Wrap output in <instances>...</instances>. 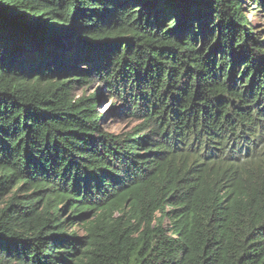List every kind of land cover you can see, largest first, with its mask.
Masks as SVG:
<instances>
[{
    "label": "trees",
    "instance_id": "trees-1",
    "mask_svg": "<svg viewBox=\"0 0 264 264\" xmlns=\"http://www.w3.org/2000/svg\"><path fill=\"white\" fill-rule=\"evenodd\" d=\"M251 10L0 0V264H264ZM95 79L139 126L102 129Z\"/></svg>",
    "mask_w": 264,
    "mask_h": 264
},
{
    "label": "rangeland",
    "instance_id": "rangeland-1",
    "mask_svg": "<svg viewBox=\"0 0 264 264\" xmlns=\"http://www.w3.org/2000/svg\"><path fill=\"white\" fill-rule=\"evenodd\" d=\"M246 5L248 8H252L251 3L247 2L243 6L246 8ZM252 10L247 12L248 18L264 34V13H254ZM93 92H101L103 95L98 100V106L95 111L101 116L100 126L104 131L115 134L125 133L141 124V121H136L130 116L122 101L109 95L96 79L91 81V84L75 90L76 95H89ZM78 231L81 232L79 229Z\"/></svg>",
    "mask_w": 264,
    "mask_h": 264
}]
</instances>
